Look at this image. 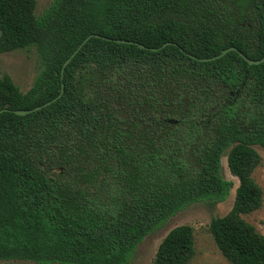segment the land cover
Returning <instances> with one entry per match:
<instances>
[{
    "label": "trees",
    "instance_id": "16d2710c",
    "mask_svg": "<svg viewBox=\"0 0 264 264\" xmlns=\"http://www.w3.org/2000/svg\"><path fill=\"white\" fill-rule=\"evenodd\" d=\"M37 7L0 0V55L35 49L40 67L27 93L0 77V264H130L178 213L229 198L225 156L239 186L209 231L230 264H264V235L243 218L264 204L253 177L264 62L246 59H264V0ZM195 255V229L183 225L152 264Z\"/></svg>",
    "mask_w": 264,
    "mask_h": 264
},
{
    "label": "rangeland",
    "instance_id": "374dc122",
    "mask_svg": "<svg viewBox=\"0 0 264 264\" xmlns=\"http://www.w3.org/2000/svg\"><path fill=\"white\" fill-rule=\"evenodd\" d=\"M52 1L37 0V15H42ZM39 69V59L35 49L0 55V77L10 75L24 93H27L33 86ZM256 149L262 157V164L256 169L253 177L264 194V149L261 147H256ZM222 165L223 177L234 184L229 198L224 203L215 206L208 203H197L178 213L162 229L151 234L142 242L130 264H152L166 236L173 229L183 225H190L195 229L196 255L190 264H230L221 254L209 231L213 219L223 217L231 211L239 186V180L229 170L227 156L223 158ZM243 218L264 235V204L259 211L243 216ZM12 263L38 264L31 261H12Z\"/></svg>",
    "mask_w": 264,
    "mask_h": 264
},
{
    "label": "water",
    "instance_id": "95a60500",
    "mask_svg": "<svg viewBox=\"0 0 264 264\" xmlns=\"http://www.w3.org/2000/svg\"><path fill=\"white\" fill-rule=\"evenodd\" d=\"M93 37H99L98 35H92V36H90V37H88L85 41H84V43L81 45V47L71 56V58L70 59H68L67 60V62L65 63V65H64V68H63V72H62V76H63V78H64V73H65V68L71 63V61L75 58V56L79 53V51L81 50V48L91 39V38H93ZM143 49L145 48V46H141ZM231 51H236V49L235 48H230V49H228V50H225V51H223V53L220 55V56H218V57H216V58H214V59H217V58H220V57H223V56H225L226 54H228L229 52H231ZM245 57V56H244ZM246 58V57H245ZM213 59V60H214ZM248 61H249V63L251 64V65H258V64H261V63H263L264 62V59H262L261 61H253V60H250V59H248V58H246ZM208 61V60H207ZM63 94H64V85H63V88H62V92H61V94L59 95V97L57 98V99H55L53 102H55V101H57L58 99H60L62 96H63ZM52 102H49V103H47V104H45L44 106H42V107H38V108H35V109H33V110H30V111H25V110H17V111H15L14 113L15 114H17V115H20V116H25V115H28V114H30V113H33V112H35V111H39V110H41L42 108H44V107H46V106H48V105H50ZM2 112L3 111H0V114H2Z\"/></svg>",
    "mask_w": 264,
    "mask_h": 264
}]
</instances>
